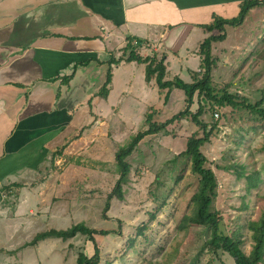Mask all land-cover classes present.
I'll return each mask as SVG.
<instances>
[{"label":"rangeland","instance_id":"rangeland-1","mask_svg":"<svg viewBox=\"0 0 264 264\" xmlns=\"http://www.w3.org/2000/svg\"><path fill=\"white\" fill-rule=\"evenodd\" d=\"M225 33V41L212 44L215 90L227 89L241 101L264 106V6L252 9L241 26H227ZM137 45L134 42L136 53ZM124 55L128 57L129 52ZM204 73L200 67L189 73L188 81L187 73L182 77L193 83ZM155 95L149 104L130 106L135 112L127 117L99 115L91 104L81 128L75 129L77 118L70 136L58 140L26 187L0 189V264H77L80 253L92 257L95 242L81 234L67 241L50 238L32 244L39 233L67 230L79 223L116 232L94 235L100 264H235L227 253H213L206 247L209 229L180 228L184 216L193 212L192 197L199 187L190 159L179 157L188 138L200 131L190 118L139 143L125 159L131 172L122 186L124 198L113 197L105 212L120 178L119 149L148 129L149 114H153V122L162 124L187 106L183 90L175 89L168 102L159 89ZM112 102L117 105V100ZM200 105L205 107L201 119L218 123L211 142L202 148L218 183L212 210L221 218L222 233L240 235L243 250L249 254L253 239L248 224L258 220L264 210V121L246 108H219L196 94L191 110L196 112ZM98 109L107 115L111 108L102 102ZM62 148V156L52 159ZM229 165L235 167L225 170ZM252 175L261 182L249 192L248 177Z\"/></svg>","mask_w":264,"mask_h":264},{"label":"crops","instance_id":"crops-1","mask_svg":"<svg viewBox=\"0 0 264 264\" xmlns=\"http://www.w3.org/2000/svg\"><path fill=\"white\" fill-rule=\"evenodd\" d=\"M242 1L0 0V189L26 187L77 118L81 128L110 67L108 98L91 103L99 115L127 117L135 112L130 106L156 97L145 64L110 66L127 58L129 43L139 41L142 57H165L168 80L187 73L188 81L211 34L203 26L215 15L237 16ZM102 102L111 108L107 115L98 109Z\"/></svg>","mask_w":264,"mask_h":264},{"label":"trees","instance_id":"trees-1","mask_svg":"<svg viewBox=\"0 0 264 264\" xmlns=\"http://www.w3.org/2000/svg\"><path fill=\"white\" fill-rule=\"evenodd\" d=\"M259 6H264V0H243L240 3V11L237 16L231 18H225L219 15L214 16L212 23L203 26V28L211 33V35L205 39L201 44L200 54L203 56L202 65L205 73L201 79L195 78L193 83H187L180 77L173 79H166L168 71L165 57L159 59L157 54L149 57H142L135 52L134 47L128 44L126 53L129 52L127 58L120 60L111 59L110 66L116 64L119 65L122 61L126 62H137L139 64L146 65V76L145 80L147 83L155 80L161 95H164L165 102H168L171 93L175 89L183 90L186 94L187 106L184 111L173 116L162 124L153 122V114H149L146 119V123L149 125L145 131H139L134 135L130 143L124 147H121L117 152V167L120 173L117 186L113 193L108 197L105 212H107L111 205L113 197L123 199V184L128 182V177L131 172L130 165L125 159L129 157L139 143L147 136L157 134L165 131L168 127L176 121L182 118H190L199 128V132L193 133L187 140L186 150L183 151L179 157L189 158L192 163V173L199 177V187L196 193L192 197L193 212L190 215H185L181 224V229H187L192 226L205 227L210 230V237L206 242V247L209 251L217 253L223 251L230 255L235 264H263L264 262V210L256 221H251L248 224L250 231L252 232L253 248L249 254L243 250V240L240 235L233 233L231 235L223 234L221 231V218L219 214L212 210L214 199L217 196L218 183L214 170L208 166V159L202 152V148L211 142L215 130L218 128V123L213 124L205 123L201 117L205 114L204 105H200L196 112L191 110L194 105L195 96L203 98L205 101H209L211 104L214 103L219 108L233 107V108H246L251 113L259 117L260 120L264 121V106L261 103L251 104L247 99L241 101V97L233 95L225 89L221 93H218L212 83L211 71L213 66L216 64V60L212 57V44L216 42H222L227 39L225 33L226 27L237 28L241 26L248 13ZM219 33V34H216ZM131 42V40H130ZM139 44V41H137ZM141 42V41H140ZM73 77V76H72ZM72 77L64 79L69 82ZM113 79L112 68L110 67L107 75V81L105 85L100 89L98 94L91 97L89 105L91 106L92 101L99 97L107 99L111 90V84ZM92 108V107H91ZM213 122V121H212ZM211 122V123H212ZM202 131V133H201ZM63 149H60L53 153V158L62 156ZM235 165H229L224 167L225 170H230ZM237 170V169H236ZM239 177L243 176V173H238ZM249 178L248 191L257 188L261 182L259 176L252 175ZM16 187L22 188L23 184H15ZM3 189L8 190L9 187ZM106 218V216H104ZM116 233L115 231H100L93 228H89L83 223L74 225L67 230H56L45 231L36 235L32 244L41 242L50 238H58L63 241L74 238L81 234L88 236L93 242H95V254L92 257H88L85 253H80L77 259V264H100L101 263V252L98 244L95 241V234L110 235ZM152 264V263H150Z\"/></svg>","mask_w":264,"mask_h":264},{"label":"built area","instance_id":"built-area-1","mask_svg":"<svg viewBox=\"0 0 264 264\" xmlns=\"http://www.w3.org/2000/svg\"><path fill=\"white\" fill-rule=\"evenodd\" d=\"M215 115L217 116L218 114L216 113Z\"/></svg>","mask_w":264,"mask_h":264}]
</instances>
